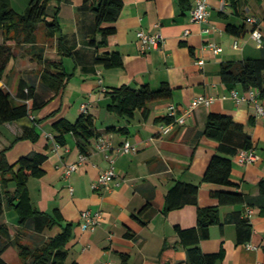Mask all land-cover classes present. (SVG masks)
<instances>
[{
    "label": "crops",
    "instance_id": "crops-1",
    "mask_svg": "<svg viewBox=\"0 0 264 264\" xmlns=\"http://www.w3.org/2000/svg\"><path fill=\"white\" fill-rule=\"evenodd\" d=\"M123 1L120 17L114 24L116 32L108 37L107 45L97 51L87 44L94 24L93 13L85 10L82 0H64L60 4L63 44L79 52L77 60L60 49V34L47 37L45 23L38 26L36 42L7 43L13 55L0 77V88L15 93L20 79L34 87L36 108L31 111V118L39 123L40 138L36 142L16 140L22 133L21 125L1 124L0 152L6 149L7 159L12 164L33 152L47 155L42 164L43 175L30 177L28 188L39 211L57 212L56 216L61 219L53 229L43 233L36 232L34 224L28 223L24 241L36 247L72 223L67 264H125L122 255L128 256V264H161L164 248H169L165 261L192 264L188 262L187 246L177 227L196 228L198 207L219 205L211 192L222 187L203 181L220 146L219 141L205 134L209 113L217 112L231 115L234 122L245 127L258 160L243 164L238 153L230 156L232 179L250 204L220 206L221 223L211 226L209 238L202 239L200 247L205 253L222 251L218 264H264V194L259 190V183L264 180V99L260 96L256 100L249 99L248 89L242 84L228 89L220 76L222 62L262 56L264 0H207L209 14L205 22L193 20L196 0ZM10 3L15 11L24 13L30 0H10ZM49 5L53 11L56 2ZM252 16L258 20L262 46L251 36L252 32L241 37L227 29L229 24L242 26ZM142 30L161 33L164 36L161 46L143 51L138 39ZM236 41L237 48L234 47ZM208 42L221 46L222 51L215 54L204 48ZM0 43H3L2 36ZM106 52H118L123 65L110 68L93 65V57ZM40 55L44 59H62L70 74L59 93L42 83L45 64L39 61ZM200 59L204 60L203 65L197 63ZM164 82L170 85L172 96L150 102L148 116L137 111L132 118L121 117L108 110L111 101L108 91L122 85L139 88L144 84L159 89ZM200 94L214 97V103L210 107H198L184 124L162 134L161 125L166 120L160 118L169 117L171 106L182 112ZM84 104L101 133L84 143L85 152L72 133L65 134L61 143L54 126L60 119L76 122ZM109 127L125 128L126 132H106ZM100 137L112 144L109 155L115 159L116 176L108 185L94 187L101 173L110 166L106 153L96 149ZM126 140L138 146L136 153L121 152L120 147ZM81 154H86L87 159L67 176L66 166L79 161ZM178 181L200 185L198 205H187L164 214L166 194ZM15 186L11 182L8 189L13 191ZM146 204L155 212L147 224H142L135 215ZM248 209L252 210L249 223L239 231L235 215L241 213L246 217ZM85 210L102 214V221L93 230L82 227ZM1 223L8 226L13 237L21 229L13 209L4 211ZM128 232L132 235L128 236ZM2 257L6 264H21L13 245Z\"/></svg>",
    "mask_w": 264,
    "mask_h": 264
},
{
    "label": "trees",
    "instance_id": "trees-1",
    "mask_svg": "<svg viewBox=\"0 0 264 264\" xmlns=\"http://www.w3.org/2000/svg\"><path fill=\"white\" fill-rule=\"evenodd\" d=\"M56 2L53 11H50V2ZM64 0H30L24 13L15 11L10 0H0V77L7 64L10 62L13 51L8 41L34 43L37 39V30L40 23H45L46 35L53 38L60 34V49L64 54L77 60L78 51H73L72 46H65V35L59 19V6ZM85 10L94 15V24L89 33L87 44L96 48L107 45L108 37L116 32L115 22L120 17L123 9V0H82ZM234 4V1L232 2ZM257 27L246 19L242 26L228 25V31L234 35L245 37ZM100 37L97 40V37ZM39 61L45 64L41 73L42 83L51 90L59 93L70 79L64 63L61 60H53L40 55ZM93 65L105 67H120L123 65L118 52H106L97 54L92 59ZM87 65V64H86ZM85 68L88 69V65ZM220 76L228 89L232 90L237 84H242L246 89L255 88L264 99V45L260 58H246L242 60H230L222 62ZM111 101L108 110L121 117H134L137 111H142L148 116L150 109L148 104L152 101L168 99L172 96L170 85L164 82L159 89H153L149 84L132 88L128 85L116 87L107 92ZM34 87L20 79L17 90L11 93L0 88V125L8 122H16L21 125L22 133L16 140L29 139L34 142L40 138L37 129L38 121L31 118V111L36 108ZM169 121V117L160 118ZM58 130V140L63 143L64 135L72 133L78 137V146L83 152L85 142L93 137L101 136L95 128L93 118L87 113H82L76 122L60 119L55 124ZM126 132L125 128L116 129L109 127L106 132ZM205 134L220 142L218 152L213 155L203 176L204 182L220 185L222 188L214 190L211 195L219 201L218 206L198 207V225L196 228L182 229L177 227L182 241L187 246L188 262L192 264H218L223 257V252L205 253L200 247V241L210 236V228L220 222V206L249 203L250 200L244 193L238 190L239 185L232 179L233 160L231 155L238 153L240 149L253 147L252 138L245 127L236 123L229 114L210 112L208 115ZM47 155L33 152L22 156L15 163H10L6 156V149L0 152V217L6 209H13L19 217L21 229L15 236L10 233L5 223L0 224V264H6L2 255L9 246L16 247L21 264H67V244L72 236L73 224L63 226L62 231L51 236L42 244L31 247L24 239L25 227L28 223L34 224L38 233L47 229H53L61 219L58 214H49L39 211L31 200L28 188V180L32 176L40 177L44 173L42 164ZM15 183L13 191L8 189L9 183ZM2 188L5 189L2 191ZM200 185L189 182H176L166 194L163 213L181 209L187 205H198V193ZM260 193L264 194V180L259 183ZM155 209L146 204L135 215L142 224H147L152 218ZM235 220L242 231L249 223V218L241 213L235 215ZM128 236L132 234L128 232ZM169 248H164L161 253V264H174V261H165ZM125 264H128V256L122 255ZM75 264V263H73Z\"/></svg>",
    "mask_w": 264,
    "mask_h": 264
},
{
    "label": "built area",
    "instance_id": "built-area-1",
    "mask_svg": "<svg viewBox=\"0 0 264 264\" xmlns=\"http://www.w3.org/2000/svg\"><path fill=\"white\" fill-rule=\"evenodd\" d=\"M209 14V4L207 0H196L195 6L192 9V17L193 20L196 22H205L207 21ZM248 21L252 23H258V20L256 17H248ZM210 29H206V31H209ZM188 31H186L187 33ZM251 36L258 42L259 46H262V33L259 30V28H255ZM138 39L141 44V48L143 51H146L151 48H158L161 46V44L164 41V36L161 33H146L145 31H139L138 33ZM234 47H238V42L236 41L234 44ZM204 48L210 49L212 52L219 53L222 51V47L217 45L214 42H208L206 45H204ZM198 64L203 65L204 60L200 59L197 61ZM233 95L237 98L235 91H232ZM259 95V90L255 88H250L247 91V97L252 100H256ZM214 97L207 96L205 94H200L196 97H194L190 103V105L182 110V112H179L177 110V107L174 105L171 106V112L169 114V121H166L161 125V133L162 134H168L170 133L177 125L184 124L186 119L194 113V111L200 107V106H206L210 107L214 103ZM258 109L260 112L263 111V108L259 105ZM82 113L87 114L88 108L87 105L82 106ZM112 148V144L105 138L100 137L98 138L96 142V149L99 151H104L106 153V157L110 160V166L107 170L101 173L99 178L94 184V187H100V186H106L110 182V180L116 176L115 172V159L112 158L109 155V151ZM120 150L122 153L128 154V153H136L138 151V146L136 144H133L131 141L126 140L123 142V144L120 147ZM239 161L243 164L247 163H253L258 160V155L256 154L253 147L248 149H240L238 151ZM87 159L86 154H81L79 161L71 163L66 166L65 173L67 176H70L73 172L77 171L79 169L80 164H82ZM252 214V210L248 209L246 213V217L250 218ZM82 227L84 229H95L97 225L100 224L102 221V214L101 213H92L90 210H85L82 212Z\"/></svg>",
    "mask_w": 264,
    "mask_h": 264
},
{
    "label": "rangeland",
    "instance_id": "rangeland-1",
    "mask_svg": "<svg viewBox=\"0 0 264 264\" xmlns=\"http://www.w3.org/2000/svg\"><path fill=\"white\" fill-rule=\"evenodd\" d=\"M44 28V25H42V29Z\"/></svg>",
    "mask_w": 264,
    "mask_h": 264
}]
</instances>
